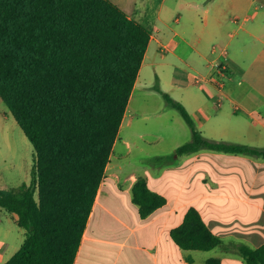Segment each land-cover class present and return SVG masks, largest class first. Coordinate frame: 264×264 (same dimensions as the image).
I'll return each instance as SVG.
<instances>
[{"label": "trees", "instance_id": "trees-1", "mask_svg": "<svg viewBox=\"0 0 264 264\" xmlns=\"http://www.w3.org/2000/svg\"><path fill=\"white\" fill-rule=\"evenodd\" d=\"M152 36L112 0H0V97L36 154L30 184L0 190V207L26 230L6 264L76 263ZM155 89L192 132L176 154L264 159V148L204 137L181 102ZM132 200L144 219L167 204L143 178ZM171 237L183 250L219 248L264 264V244L224 242L193 208Z\"/></svg>", "mask_w": 264, "mask_h": 264}, {"label": "crops", "instance_id": "crops-1", "mask_svg": "<svg viewBox=\"0 0 264 264\" xmlns=\"http://www.w3.org/2000/svg\"><path fill=\"white\" fill-rule=\"evenodd\" d=\"M167 3L162 0L158 8L153 5L155 9H149L155 18H148V13L136 14L138 22L153 33L141 70L156 42L164 61L173 56L177 64L186 65L185 70L179 65L171 70L169 65H161L157 72L161 91L186 107L204 137L264 148V0H195L185 4L187 15L179 13L173 22V9ZM153 51L156 57L154 48ZM217 65L226 67L225 76L219 75ZM197 78L199 83L195 82ZM138 81L139 77L135 88ZM155 85L151 83L150 88ZM131 105L132 96L122 123L126 129V159L136 157L138 152L146 156L143 162L157 161L152 168L158 171L147 170L140 178L164 196L167 204L149 217H141L132 194L127 197L120 193L122 183L112 165L114 146L75 264H80L88 242H107L110 264H198L195 253L203 251L182 253L171 237L187 213L182 210V201L203 202V206H197L198 211L208 228L224 242L235 241L251 248L263 245L264 159L203 150L183 160L184 155L176 154V150L192 139V132L181 114L170 105L177 112L151 115L145 101L127 120ZM0 110L6 113L1 97ZM162 120L163 130L156 138L165 146L159 153L146 155V149L137 141L145 140V133H139L137 126ZM111 182L116 185L114 190ZM171 186L175 188L173 193L169 191ZM202 208L211 217L212 225ZM106 220L108 238H97ZM15 227L20 231L18 215L0 207V264H6L20 250L14 242ZM213 258L221 264H245L240 255L221 249L199 264Z\"/></svg>", "mask_w": 264, "mask_h": 264}, {"label": "rangeland", "instance_id": "rangeland-1", "mask_svg": "<svg viewBox=\"0 0 264 264\" xmlns=\"http://www.w3.org/2000/svg\"><path fill=\"white\" fill-rule=\"evenodd\" d=\"M113 1L116 2L117 5H119L130 17L138 21V18L136 16L137 13H139V15L141 13H148V18H155V16L153 17V14L149 9L154 8V6L155 8H158L162 0ZM193 1L195 0H168L167 5L173 9V14L171 16L172 22L174 21L176 16L179 15V13L183 16H186L187 8L185 4L187 2ZM153 48L155 50L156 57L154 55ZM177 63V59L173 56H169V58L164 61L157 52V43H152L145 61V65L139 75V81L137 83L138 86L137 88H135L132 95V105L130 106V110L127 113V120L131 117V115L135 116V113L137 112H135L134 109L140 110L145 101L148 105L147 112L151 115H155L157 113L164 114L167 112H177L167 103L162 94L155 91V87V90L150 88L151 83L158 84L157 72L161 71L160 69H162V64H166L167 66L169 65L170 70L175 65H179L183 70L186 69V65ZM192 75L194 76L195 74L193 73ZM145 84H148V87H146ZM4 106L6 113H3L0 110V189L9 190L18 188L24 184H30L36 154L33 145L28 140L21 127L17 124L16 120L12 116L5 103ZM163 126V120L162 122L151 121L138 124L137 131L139 133H145V140L137 138V141L140 144V147L146 149V155H154L156 153H159L162 150L163 146H165V142H158L156 138L157 133H159L160 130H163ZM188 128L191 131L189 126ZM125 136L126 129L125 125H123L120 130L119 138L116 141L115 155L112 159V165L115 166V170L118 173L117 178H120V183H122V191L120 193L123 196L130 197L137 178L144 177L147 173V170H150V172L152 173H156L158 170L152 168L153 166H155V164H157V161H155L154 159H148L143 162L142 158L146 156H142V154H138V152L136 157L132 159H126L127 148L125 144ZM188 156L189 155H184L182 159L184 160L188 158ZM117 178H115L114 181H118ZM114 186L116 188V185H113V182H111L112 189ZM174 189L175 188L171 186L169 188V191L173 193ZM181 204L183 205L182 210L187 212L192 208L198 211L197 206L204 205L203 202L194 203L187 201H182ZM202 213L205 215V219H207L208 224L212 225L213 222L210 221L211 217L209 215H206L205 208H202ZM96 214L97 219H100V217L98 218V213ZM15 229L16 231L14 232V242L17 245H20L21 248L26 239V230L20 228V231H18L16 227ZM98 234L96 236L97 238L107 240V220L105 227H102L98 230ZM225 240L229 241L228 239ZM218 250L219 249H215L210 253L196 252L195 254L198 260V264L207 255L212 253L215 255ZM181 252L187 253L188 251L181 250ZM81 256L82 257L80 259V264H110L111 261L109 256V245L107 242H88Z\"/></svg>", "mask_w": 264, "mask_h": 264}, {"label": "built area", "instance_id": "built-area-1", "mask_svg": "<svg viewBox=\"0 0 264 264\" xmlns=\"http://www.w3.org/2000/svg\"><path fill=\"white\" fill-rule=\"evenodd\" d=\"M218 68V73L220 76H225V73H226V67L224 65H217ZM196 83H199L200 80L197 78L195 80Z\"/></svg>", "mask_w": 264, "mask_h": 264}]
</instances>
